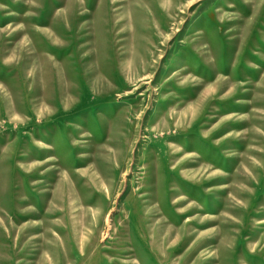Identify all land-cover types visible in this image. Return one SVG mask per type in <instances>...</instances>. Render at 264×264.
Instances as JSON below:
<instances>
[{"label": "rangeland", "instance_id": "obj_1", "mask_svg": "<svg viewBox=\"0 0 264 264\" xmlns=\"http://www.w3.org/2000/svg\"><path fill=\"white\" fill-rule=\"evenodd\" d=\"M0 264H264V0H0Z\"/></svg>", "mask_w": 264, "mask_h": 264}]
</instances>
